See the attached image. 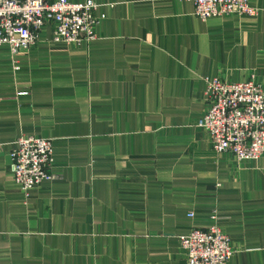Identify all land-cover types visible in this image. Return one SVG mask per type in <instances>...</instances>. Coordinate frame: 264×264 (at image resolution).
<instances>
[{
    "label": "crops",
    "instance_id": "1",
    "mask_svg": "<svg viewBox=\"0 0 264 264\" xmlns=\"http://www.w3.org/2000/svg\"><path fill=\"white\" fill-rule=\"evenodd\" d=\"M94 1L91 40L47 24L28 48L0 43V264H186L179 236L213 209L236 248L224 264H264V152H217L196 124L204 76L264 86V0L204 20L188 0ZM21 135L53 147L55 176L26 195Z\"/></svg>",
    "mask_w": 264,
    "mask_h": 264
},
{
    "label": "built area",
    "instance_id": "2",
    "mask_svg": "<svg viewBox=\"0 0 264 264\" xmlns=\"http://www.w3.org/2000/svg\"><path fill=\"white\" fill-rule=\"evenodd\" d=\"M188 1L202 20L212 15L257 12L248 0ZM98 5L94 0H0V43L7 44L12 54L28 48L37 43L41 28L47 24L52 27L54 41L91 40L96 24L105 16L104 12L97 13ZM204 80L206 108L196 124L208 133L211 147L217 152H231L238 159L259 157L264 152L262 83L255 81L253 74L239 81H227L217 75L204 76ZM12 143L9 166L25 195L36 183L55 176L51 171V138L21 135ZM210 218L206 227H191L179 236L186 264H224L235 252L228 234L218 225L215 209Z\"/></svg>",
    "mask_w": 264,
    "mask_h": 264
}]
</instances>
